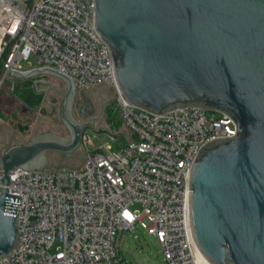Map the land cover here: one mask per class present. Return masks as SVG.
Segmentation results:
<instances>
[{
    "label": "water",
    "instance_id": "water-1",
    "mask_svg": "<svg viewBox=\"0 0 264 264\" xmlns=\"http://www.w3.org/2000/svg\"><path fill=\"white\" fill-rule=\"evenodd\" d=\"M95 5L96 29L129 105L154 115L200 108L235 122L237 134L207 143L189 170L192 236L203 264H264V0H95ZM9 76L33 80L37 90L41 84L54 88L44 77L66 85L61 116L69 137L46 132L25 144L3 142L0 260L20 249L22 197L9 194L13 172L48 169L52 153L75 154L100 117L76 119L78 92L66 72L38 66L10 69Z\"/></svg>",
    "mask_w": 264,
    "mask_h": 264
},
{
    "label": "built area",
    "instance_id": "built-area-1",
    "mask_svg": "<svg viewBox=\"0 0 264 264\" xmlns=\"http://www.w3.org/2000/svg\"><path fill=\"white\" fill-rule=\"evenodd\" d=\"M95 7V0H0V92L7 81L15 88L10 69L23 70L34 56L39 67L66 72L78 92L112 87L126 130L107 129L108 140L84 132L79 169L13 172L9 194L22 197L20 249L0 264H127L123 240L139 227L159 242L167 264H200L187 210L189 170L203 146L234 137L237 126L200 108L154 115L129 105ZM117 137L123 146L114 151Z\"/></svg>",
    "mask_w": 264,
    "mask_h": 264
},
{
    "label": "rangeland",
    "instance_id": "rangeland-1",
    "mask_svg": "<svg viewBox=\"0 0 264 264\" xmlns=\"http://www.w3.org/2000/svg\"><path fill=\"white\" fill-rule=\"evenodd\" d=\"M38 67L36 58L32 56L29 62L22 63L23 70H29ZM13 82L7 81L4 83L0 92V140H13L14 143L28 142L34 136L40 133L54 132L61 136L69 137V132L65 128L60 115L52 121L44 118L39 110L35 111L34 117L37 118L36 124H33L28 138L19 137L18 124L22 123L26 117L22 115L21 110H13V100L18 101L22 107L34 108L37 107L43 99V92H38L42 88V84L39 85L38 90L31 81H16L15 88L12 89ZM78 98L91 100L95 106L96 112L103 105L100 117L96 120L95 129H87L85 132L100 133V137L103 140H108L106 131L109 129L114 133L125 136V127L121 121L118 97L116 91L106 85L96 87L85 92H79ZM113 109L114 119L113 122L108 121L107 109ZM20 108V107H19ZM101 110V109H100ZM77 119L81 122L89 120V116L86 118H80L76 113ZM209 115H211L209 113ZM217 115V114H216ZM29 117V115H27ZM33 117V116H31ZM104 128H107L104 130ZM116 141L112 142V148L114 151H118L123 146V137H117ZM122 139V140H121ZM86 161L85 149L81 146L79 151L71 156H64L61 154H50L49 155V169H60V168H81L84 166ZM1 191V190H0ZM122 257L127 264H167L163 254V250L159 242L147 234V231L139 227L135 234H126L122 245Z\"/></svg>",
    "mask_w": 264,
    "mask_h": 264
},
{
    "label": "flooded vegetation",
    "instance_id": "flooded-vegetation-1",
    "mask_svg": "<svg viewBox=\"0 0 264 264\" xmlns=\"http://www.w3.org/2000/svg\"><path fill=\"white\" fill-rule=\"evenodd\" d=\"M44 78L46 80H49L50 82H52L54 84V88L53 89H49V87H47V86H42V88L40 90L45 89V90H48V92L47 91L43 92L44 93V95H43L44 97H43V99L41 100L40 104L37 107H34V108L22 107L21 105H19L18 101L13 100V110H14V112L18 109V110H21V112H22L21 114L22 115L26 116L23 119L22 123H19L18 126H17L18 127L19 137H21V138H28V136L30 134V130H31L33 124H36V122L38 120L37 118L34 117V114H35L36 110H39V113L44 118L49 119L50 121H52L54 118H56L57 115L59 114L60 118H61V120L63 122V119H62V116H61V107H62V103L64 101V94L66 93V85L64 83H62L61 81H58V80L53 79V78H49V77H44ZM29 81L33 82V80H29ZM78 93H77L75 101H74L73 113H76L82 119L86 118L87 116H89V118H93V117L98 116L99 114H101L100 112L102 110V103H101V108H100L101 110L99 109V111L96 112L95 106L92 103V101L88 100V99H82V98L79 99L78 98ZM27 115H29V117ZM31 116H33V117H31ZM74 116H75V114H74ZM75 117L77 119V116H75ZM78 121H80V120H78ZM20 124H21V129L24 130V133H22L21 129L19 128ZM63 124H64V122H63ZM65 128H66V126H65ZM50 133H52V132H50ZM13 140H12V142H14ZM27 141L29 142L30 140H27ZM3 142H7V140H0V151L3 148ZM28 142L24 141V142H21V143L25 144V143H28Z\"/></svg>",
    "mask_w": 264,
    "mask_h": 264
},
{
    "label": "trees",
    "instance_id": "trees-1",
    "mask_svg": "<svg viewBox=\"0 0 264 264\" xmlns=\"http://www.w3.org/2000/svg\"><path fill=\"white\" fill-rule=\"evenodd\" d=\"M106 111H107L106 113H107L108 121L113 122V119H114L113 109L110 107ZM121 121H122V119H121ZM122 123H123V121H122ZM60 169H79V168H60ZM50 170H59V169H50Z\"/></svg>",
    "mask_w": 264,
    "mask_h": 264
},
{
    "label": "bare ground",
    "instance_id": "bare-ground-1",
    "mask_svg": "<svg viewBox=\"0 0 264 264\" xmlns=\"http://www.w3.org/2000/svg\"><path fill=\"white\" fill-rule=\"evenodd\" d=\"M199 260H200V264H203V263H202V260H201V254H200Z\"/></svg>",
    "mask_w": 264,
    "mask_h": 264
}]
</instances>
